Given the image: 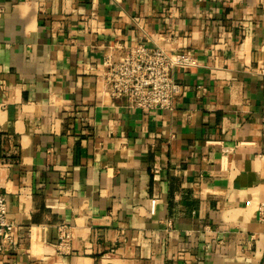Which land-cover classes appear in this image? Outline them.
I'll use <instances>...</instances> for the list:
<instances>
[{"label":"crops","instance_id":"1","mask_svg":"<svg viewBox=\"0 0 264 264\" xmlns=\"http://www.w3.org/2000/svg\"><path fill=\"white\" fill-rule=\"evenodd\" d=\"M137 42L194 57L173 110L104 94ZM0 192V264H264V0H0Z\"/></svg>","mask_w":264,"mask_h":264},{"label":"built area","instance_id":"2","mask_svg":"<svg viewBox=\"0 0 264 264\" xmlns=\"http://www.w3.org/2000/svg\"><path fill=\"white\" fill-rule=\"evenodd\" d=\"M195 65L194 57L187 52L167 53L161 48H148L137 42L125 48L119 56L109 54L103 59L100 81L106 96L126 99L129 108L143 112L171 111L181 94V86L174 80L173 71L187 70ZM155 206L156 199L152 198L151 212ZM257 215L259 222L264 224V203L258 205ZM56 230L59 245L67 247L73 238V228L59 224ZM13 231L7 198L0 192V254L13 243Z\"/></svg>","mask_w":264,"mask_h":264}]
</instances>
